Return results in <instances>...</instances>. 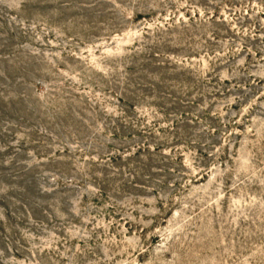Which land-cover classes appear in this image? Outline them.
Segmentation results:
<instances>
[{
	"label": "rangeland",
	"instance_id": "374dc122",
	"mask_svg": "<svg viewBox=\"0 0 264 264\" xmlns=\"http://www.w3.org/2000/svg\"><path fill=\"white\" fill-rule=\"evenodd\" d=\"M0 264H264V0H0Z\"/></svg>",
	"mask_w": 264,
	"mask_h": 264
}]
</instances>
